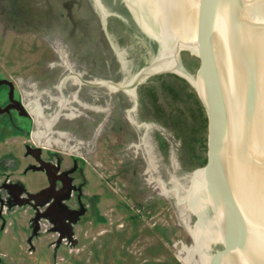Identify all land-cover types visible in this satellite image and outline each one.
Here are the masks:
<instances>
[{
    "label": "rangeland",
    "instance_id": "rangeland-1",
    "mask_svg": "<svg viewBox=\"0 0 264 264\" xmlns=\"http://www.w3.org/2000/svg\"><path fill=\"white\" fill-rule=\"evenodd\" d=\"M109 40L90 0H0V107L12 94L29 112L0 114V264H184L197 216L180 200L207 160L208 116L174 72L137 83L136 99L60 86L72 62L89 79L122 82ZM36 101L47 107L42 124ZM56 114L50 131L62 142L44 144L33 133ZM35 149L64 179L52 183Z\"/></svg>",
    "mask_w": 264,
    "mask_h": 264
},
{
    "label": "water",
    "instance_id": "water-1",
    "mask_svg": "<svg viewBox=\"0 0 264 264\" xmlns=\"http://www.w3.org/2000/svg\"><path fill=\"white\" fill-rule=\"evenodd\" d=\"M121 1L138 29L119 18L126 12L90 0L122 63L123 88L178 73L208 116L207 160L184 198L197 215V264H264V0ZM10 100L0 113L27 114Z\"/></svg>",
    "mask_w": 264,
    "mask_h": 264
},
{
    "label": "flooded vegetation",
    "instance_id": "flooded-vegetation-1",
    "mask_svg": "<svg viewBox=\"0 0 264 264\" xmlns=\"http://www.w3.org/2000/svg\"><path fill=\"white\" fill-rule=\"evenodd\" d=\"M114 1H115V3H114ZM114 1H112V0H101V2H102V4H103V6L105 7V9H107L108 10V8L109 9H115V10H117L118 11V13H125V14H123V15H126V16H123L122 14V16H119V18L121 19V20H123L125 23H127V24H131V25H133L136 29H138L137 28V26H136V24H135V22L133 21V18H132V15L130 14V12L128 11V9L126 8V6H125V4L121 1V0H114ZM143 34V33H142ZM148 38V37H147ZM149 39V38H148ZM150 40H152V39H150ZM78 60V59H77ZM60 67H62V65L61 64H58ZM75 62H72L71 64H70V66L69 67H67V69H68V72H67V75H65V77L64 78H62L61 80H60V86H64L63 85V82H65V78H66V82H69L68 84H69V88H71L72 87V85H79V86H83V85H88V86H104V87H108L109 89H110V87L107 85V84H104V83H101V84H99V83H96V81H102V82H109V83H113V84H117V85H122V84H124L123 82H120L119 81V75H114V76H112V75H110V76H108V75H103L101 78H93V79H89L88 78V76H89V74H88V72L87 71H83L82 70V72H79L80 70H78V71H76V69L74 68L75 67ZM78 76V77H76V76ZM88 75V76H87ZM131 80V79H130ZM126 83V82H125ZM138 83V82H137ZM137 83L135 84V88H133V93H128V92H126L124 89H123V87L122 86H118L116 89H111V90H117V91H122V92H124V93H126V94H129L131 97H133V99H136V86H137ZM55 88H56V86L55 85H53ZM68 87V86H67ZM13 89V88H12ZM80 91V90H79ZM78 91V92H79ZM69 92L70 93H72V91H71V89L69 90ZM12 95V94H11ZM105 91H103V94H101L100 95V98H101V101L103 102V103H106V100H105ZM10 96V95H9ZM12 99H14V100H17L16 98H13L12 97ZM116 99H118V97L116 98ZM76 101H78V93L76 94V99H75ZM21 105H23L24 103L23 102H21V101H19V100H17ZM118 101H119V99H118ZM9 103H11V100H10V98H9V102L8 103H6L4 106H2V107H0V108H3V107H5L7 104H9ZM39 104H40V106H41V108L43 109V112H44V108L46 107L45 105H41V102H38ZM23 107H24V110H25V112L26 113H29V112H27V107L26 106H24L23 105ZM13 108H15V107H10L9 109H13ZM47 108V107H46ZM8 109V110H9ZM16 109V108H15ZM7 110V111H8ZM16 110H18V109H16ZM7 111H4V112H2V113H0V114H3V113H5V112H7ZM21 114H23L20 110H18ZM102 112L104 113L105 111H104V109L102 110ZM25 115V114H24ZM48 115H51L50 113L48 114ZM54 117V116H53ZM52 117V118H53ZM40 124H42L41 122H40ZM55 133H56V131H54ZM33 156L35 157V159H36V157H41V150L39 149V151H37V149H35L34 151H33ZM41 160H43L45 163H47L50 167H51V170L54 172V175H55V177L57 176V178H55L56 180L57 179H64V178H62V177H59V176H64L63 174H57V170L55 169V167L49 162V161H47V160H45V159H42V158H40ZM37 160V159H36ZM38 161V160H37ZM39 162V161H38ZM39 164H41L40 162H39ZM46 173V172H45ZM46 175H48V178L51 180H53L54 181V176H53V174L52 173H50L49 172V174H47L46 173ZM52 177V178H51ZM66 179V178H65ZM55 180V181H56ZM53 183V182H52Z\"/></svg>",
    "mask_w": 264,
    "mask_h": 264
},
{
    "label": "bare ground",
    "instance_id": "bare-ground-1",
    "mask_svg": "<svg viewBox=\"0 0 264 264\" xmlns=\"http://www.w3.org/2000/svg\"><path fill=\"white\" fill-rule=\"evenodd\" d=\"M76 76V75H75ZM76 77H78V76H76ZM96 83H99V84H101V83H104V84H107L109 87H110V89H116L118 86H122L123 87V84L122 85H115V84H113V83H107V82H102V81H96ZM135 86H133V87H131L130 89H125V88H123L126 92H128V93H133V89L132 88H134ZM60 100V103H61V105L63 104L62 103V98L61 99H59ZM68 108V107H67ZM105 109V108H104ZM72 110V109H71ZM30 111H31V113L33 114V115H35V118L40 122V118H42L43 119V117H44V112H43V109L41 108V106H40V104L36 101L35 102V104H34V106H32L31 108H30ZM73 111V110H72ZM70 112L68 115H67V117H69V118H72V117H74V115L76 114V113H74V112ZM56 116H58V114H56L54 117H56ZM76 116V115H75ZM54 117L52 118V119H44V123L45 124H47V126H45V130L44 129H39L38 128V130L35 132V133H33V135H34V137H36V138H38V139H43V141H44V144L46 143V144H48V143H50V142H54V143H56V144H58V143H60V142H62V141H60V139L59 138H53L52 137V135H51V133H53V132H51L50 131V128H51V126H52V122H53V119H54ZM38 122V123H39ZM101 126V125H100ZM100 126H99V128H100ZM103 127V126H102ZM98 128V127H97ZM98 130V129H97ZM96 132V131H95ZM58 135L59 136H64L65 134L64 133H61V132H59L58 133ZM63 145V144H62ZM67 145V144H66ZM47 146V145H46ZM148 169H150V168H148ZM148 172H149V179H156V178H154L153 177V175H152V173L150 174V170H148ZM200 171L199 170H197L195 173H194V175L193 176H191L190 177V184L188 185V187H183V191H184V193H183V197H182V200H180V198H179V196H178V200H180V201H182V202H186V207H188L189 209H190V206H189V200L188 199H184L186 196H187V194L189 193V191H190V189H191V187H192V184H193V181H194V179L196 178V176L198 175V173H199ZM51 181L53 182V180L51 179ZM172 181H175L174 179L172 180ZM155 183H156V186H157V188H159V191H161V193H163L164 195L167 193V191H168V189H166L165 188V183H163V181H158V180H155ZM177 187V186H176ZM176 189V188H175ZM178 189V188H177ZM49 190H51V189H48L47 191H44V192H42L39 196H36V199L38 200V199H40V198H43V196H44V194H46ZM178 191V190H177ZM178 195V194H177ZM191 210V209H190ZM197 216V215H196ZM192 231H193V229H191V234H192ZM179 256L182 258V260H183V262H184V264H191L193 261H195L196 263H197V261H196V255H195V249H194V244H192L191 246H189V247H187V246H185V245H183L182 246V248L180 249V252H179Z\"/></svg>",
    "mask_w": 264,
    "mask_h": 264
}]
</instances>
